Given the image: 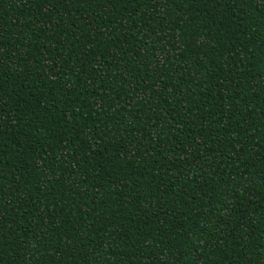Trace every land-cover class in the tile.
Here are the masks:
<instances>
[{
    "label": "trees",
    "instance_id": "trees-1",
    "mask_svg": "<svg viewBox=\"0 0 264 264\" xmlns=\"http://www.w3.org/2000/svg\"><path fill=\"white\" fill-rule=\"evenodd\" d=\"M0 264H264V0H0Z\"/></svg>",
    "mask_w": 264,
    "mask_h": 264
}]
</instances>
